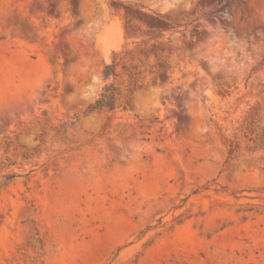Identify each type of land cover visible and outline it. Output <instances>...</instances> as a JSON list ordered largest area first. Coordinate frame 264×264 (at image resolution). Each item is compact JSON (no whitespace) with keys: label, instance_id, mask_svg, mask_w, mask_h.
Here are the masks:
<instances>
[{"label":"rangeland","instance_id":"374dc122","mask_svg":"<svg viewBox=\"0 0 264 264\" xmlns=\"http://www.w3.org/2000/svg\"><path fill=\"white\" fill-rule=\"evenodd\" d=\"M0 264H264V0H0Z\"/></svg>","mask_w":264,"mask_h":264},{"label":"trees","instance_id":"16d2710c","mask_svg":"<svg viewBox=\"0 0 264 264\" xmlns=\"http://www.w3.org/2000/svg\"><path fill=\"white\" fill-rule=\"evenodd\" d=\"M115 59L117 61H121V57H119L118 54H115ZM116 65L117 62L115 63L113 60L112 64H106L103 67L102 70V76L103 78H108L109 76L116 77ZM119 95V90L118 87L114 83L107 84L103 87V91L100 94L99 98L94 101V103L89 104L86 108L87 112H92L95 110H103V109H108L112 110L115 108L116 101Z\"/></svg>","mask_w":264,"mask_h":264}]
</instances>
